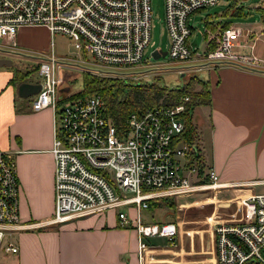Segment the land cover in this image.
I'll return each mask as SVG.
<instances>
[{"label": "built area", "instance_id": "built-area-1", "mask_svg": "<svg viewBox=\"0 0 264 264\" xmlns=\"http://www.w3.org/2000/svg\"><path fill=\"white\" fill-rule=\"evenodd\" d=\"M216 2L163 0L168 37L165 51L171 58L184 60L198 54L186 41L191 30L188 18ZM150 13L149 0H0V51L16 48L19 25L41 24L49 31L48 48L37 55L35 63L40 86L31 107L50 105L53 113L50 152L54 202L51 216L37 224L112 207L119 225L131 222L135 227L139 264L143 262L146 236L164 235L173 243L176 231L172 221L141 219L140 209L147 207L148 198L211 190L220 185L212 167L203 160L200 166L201 161L195 157L199 153L196 142L177 138L188 96L183 94L174 103L136 106L121 124H116L99 92L59 93L61 61L53 54L51 39L54 31H62L75 47L105 64L134 63L149 42ZM240 32L235 25L217 27L212 33V46L201 51L198 58L203 63L233 59L231 46ZM16 195L13 159L0 149V249L9 252L17 250L12 230L24 225L17 214ZM238 202L226 219L212 222L215 260L220 264H264V192L240 197ZM130 203L135 212L132 218L126 209L129 205L122 208Z\"/></svg>", "mask_w": 264, "mask_h": 264}, {"label": "crops", "instance_id": "crops-1", "mask_svg": "<svg viewBox=\"0 0 264 264\" xmlns=\"http://www.w3.org/2000/svg\"><path fill=\"white\" fill-rule=\"evenodd\" d=\"M222 3L219 12L205 13L201 51L212 46V33L217 27L235 25L241 32L231 46L234 58L199 63L196 69L206 72L203 80L209 87L208 103L194 106L190 113L192 116L194 109L205 107L191 118L194 141L201 160L212 167L220 185L173 195L174 203L169 208L156 203L160 197L145 207L158 206L162 218H167L164 220H149L148 212L140 209L143 221H172L176 225L173 243L160 234L145 237L141 264H220L214 257L212 222L226 219L229 212L235 211L240 197L264 192L259 190L264 186V0ZM17 28L16 48L0 51V57H10L11 52L37 58L39 51L47 50V27L32 24ZM187 44L196 50L197 45ZM10 60V64L0 65V149L13 159L17 214L24 225L11 233L17 250L1 249L4 264H139L135 227L131 222L119 225L112 207L37 224L49 218L53 210V113L50 105L31 107L34 93H17L19 80L35 79L22 77L25 70L11 66L12 57ZM198 125L203 128L201 135L197 133ZM126 209L132 218L134 207Z\"/></svg>", "mask_w": 264, "mask_h": 264}, {"label": "rangeland", "instance_id": "rangeland-1", "mask_svg": "<svg viewBox=\"0 0 264 264\" xmlns=\"http://www.w3.org/2000/svg\"><path fill=\"white\" fill-rule=\"evenodd\" d=\"M151 13H150V32H149V42L142 50V56L139 60L134 63L121 64L120 66L108 65L100 60H98L94 54H90L88 51L83 50L82 48L75 47L73 40L67 34L60 31H54L52 34L53 41V54L56 55L57 60L60 62V74L62 81L60 83H65L69 86L68 90L77 91L81 88V78L83 72H88L89 74H96L100 76H110L116 79H121L123 82L135 83V82H155L157 85H167L169 87L178 86L179 84L184 83L191 76H195L200 79H205V73L201 68L196 69V67L203 60L198 58L202 50V42L200 41L202 35L203 22L206 18L205 13H214L219 12L223 7L222 0L216 2L212 5H205L204 8L199 9L192 13L191 20H188V23L191 27V32L187 37V42L197 45L196 50L198 54H192V56L180 60L171 58L170 55L166 52L163 55H158L153 57L150 50L152 48H160L161 50L166 49L168 43V37L164 25V8L163 0H149ZM253 14L252 12H248ZM254 15V14H253ZM250 16V15H249ZM34 30L38 28L33 26ZM38 34H41L39 32ZM49 45V43H48ZM41 50V49H38ZM46 50H41L37 53L39 55ZM12 57L11 66L17 67L18 69L25 70L26 77L30 80L39 79L40 76L35 70V63L38 60L36 57H28L20 54H13L9 52ZM34 54V53H33ZM31 54V55H33ZM59 83V84H60ZM194 89L199 88L196 82L192 83ZM98 92V91H97ZM92 93V92H90ZM89 94V93H88ZM80 95V94H79ZM85 95V94H83ZM29 96V95H26ZM205 107L201 106L192 111V116L195 117V113L199 110H204ZM203 123V122H202ZM202 125L197 126V133L200 135L203 133ZM209 167V166H208ZM260 191H264V186H260ZM126 193H131L127 191ZM173 195L160 196V199L156 201L158 204H162L166 207L172 206ZM126 205L133 206L132 203L125 204L122 208H125ZM169 208V207H168ZM142 211V210H141ZM98 212V211H96ZM95 212V213H96ZM142 212H148L147 217L149 220L155 221L162 218V213L159 210L158 206L151 205L148 208L143 209ZM0 264H4L3 252L0 249Z\"/></svg>", "mask_w": 264, "mask_h": 264}, {"label": "trees", "instance_id": "trees-1", "mask_svg": "<svg viewBox=\"0 0 264 264\" xmlns=\"http://www.w3.org/2000/svg\"><path fill=\"white\" fill-rule=\"evenodd\" d=\"M221 26L225 25L222 24ZM193 82H196L199 88L194 89V87H192ZM81 83V88L72 92V94L83 95L92 91H98L105 100L106 111L116 124H121L124 116L129 110L136 108V106H151V104L156 103H174L179 96L186 94L188 99L185 101V109L180 114L183 127L177 138L188 143L194 141L196 136L191 121L192 116H190L191 110L196 105L208 103L209 87H207V82L194 75L178 86L169 87L165 84L163 86L157 85L152 81L144 83H127L123 82L122 78L116 79L110 76L105 77L83 72ZM195 157L201 161V166V155L198 153ZM190 159L191 158H188V163L191 162ZM157 199L158 197L148 198V204L154 203Z\"/></svg>", "mask_w": 264, "mask_h": 264}, {"label": "water", "instance_id": "water-1", "mask_svg": "<svg viewBox=\"0 0 264 264\" xmlns=\"http://www.w3.org/2000/svg\"><path fill=\"white\" fill-rule=\"evenodd\" d=\"M151 54L153 57H157L158 55H163L164 53H166L165 49L161 50L160 48H152L150 50ZM11 60L10 57H0V65L1 64H10ZM17 93L19 95H29L34 93L38 88H39V83L38 81L34 80V81H27V80H19V82L17 83ZM69 86L67 84L60 83V86L58 87V91L59 93H63V91L68 90Z\"/></svg>", "mask_w": 264, "mask_h": 264}]
</instances>
